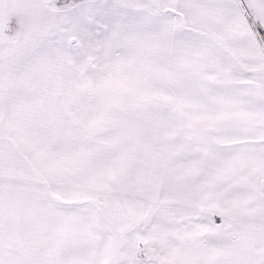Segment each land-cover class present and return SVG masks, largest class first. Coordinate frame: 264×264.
I'll use <instances>...</instances> for the list:
<instances>
[{
    "label": "snow or ice",
    "instance_id": "snow-or-ice-1",
    "mask_svg": "<svg viewBox=\"0 0 264 264\" xmlns=\"http://www.w3.org/2000/svg\"><path fill=\"white\" fill-rule=\"evenodd\" d=\"M0 264H264V0H0Z\"/></svg>",
    "mask_w": 264,
    "mask_h": 264
}]
</instances>
